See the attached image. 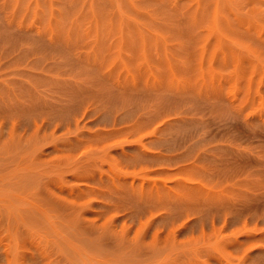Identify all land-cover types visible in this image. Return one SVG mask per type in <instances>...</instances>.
<instances>
[{"label": "rangeland", "instance_id": "374dc122", "mask_svg": "<svg viewBox=\"0 0 264 264\" xmlns=\"http://www.w3.org/2000/svg\"><path fill=\"white\" fill-rule=\"evenodd\" d=\"M0 264H264V0H0Z\"/></svg>", "mask_w": 264, "mask_h": 264}]
</instances>
